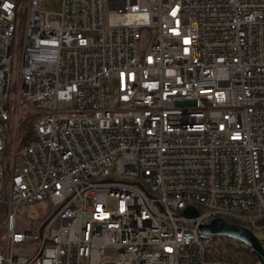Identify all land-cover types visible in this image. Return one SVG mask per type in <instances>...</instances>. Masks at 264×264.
<instances>
[{
    "label": "built area",
    "instance_id": "obj_1",
    "mask_svg": "<svg viewBox=\"0 0 264 264\" xmlns=\"http://www.w3.org/2000/svg\"><path fill=\"white\" fill-rule=\"evenodd\" d=\"M45 2L0 0V264H247L200 226L264 231V0Z\"/></svg>",
    "mask_w": 264,
    "mask_h": 264
},
{
    "label": "rangeland",
    "instance_id": "obj_2",
    "mask_svg": "<svg viewBox=\"0 0 264 264\" xmlns=\"http://www.w3.org/2000/svg\"><path fill=\"white\" fill-rule=\"evenodd\" d=\"M62 5V0H46L45 8L50 11H60ZM21 38L15 37L12 42V76H11V88L10 94H14L19 81V68H20V60L22 57V51L19 49L21 46ZM20 142V141H19ZM52 207L49 202L41 201L35 204H32L26 208L27 218L32 221H41L44 222L51 214ZM257 237L264 244V231H256ZM223 243L230 245L232 248H235L237 253L243 258L246 263H253L254 257L250 251V247H248L245 243L230 238L227 236H223ZM107 258L115 259L117 257V253L115 249L108 248L106 252ZM257 264H262L259 261Z\"/></svg>",
    "mask_w": 264,
    "mask_h": 264
},
{
    "label": "water",
    "instance_id": "obj_3",
    "mask_svg": "<svg viewBox=\"0 0 264 264\" xmlns=\"http://www.w3.org/2000/svg\"><path fill=\"white\" fill-rule=\"evenodd\" d=\"M183 214L186 217L193 218L199 216L200 211L197 207L188 206ZM200 229L203 234L208 236H227L237 239L254 250L261 262L264 261L262 242L249 228L225 218H214L209 223L201 224Z\"/></svg>",
    "mask_w": 264,
    "mask_h": 264
},
{
    "label": "trees",
    "instance_id": "obj_4",
    "mask_svg": "<svg viewBox=\"0 0 264 264\" xmlns=\"http://www.w3.org/2000/svg\"><path fill=\"white\" fill-rule=\"evenodd\" d=\"M31 126H32V121H27L25 122V124L22 126L21 129V134H20V143L19 145H22L24 143H29L32 140V130H31ZM10 152V147H8L5 151V154H9ZM3 218V215H0V220ZM253 257H254V261L253 263H247V264H257L259 262V257L258 255L253 252L252 250H250Z\"/></svg>",
    "mask_w": 264,
    "mask_h": 264
}]
</instances>
